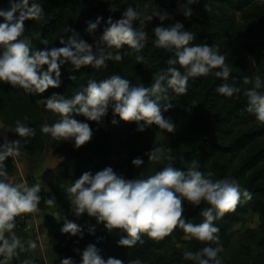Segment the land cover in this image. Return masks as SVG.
Segmentation results:
<instances>
[{
	"label": "clouds",
	"instance_id": "obj_1",
	"mask_svg": "<svg viewBox=\"0 0 264 264\" xmlns=\"http://www.w3.org/2000/svg\"><path fill=\"white\" fill-rule=\"evenodd\" d=\"M120 2L124 3V0ZM191 3L193 0H185L184 3L177 0L176 11L185 17L190 16L193 12L189 6ZM144 7L147 5L141 0H133L119 18L98 15L94 20L87 21L86 30L94 36L91 42L68 26L66 32L72 34L59 36L60 46L42 48L32 47L30 38L24 35L25 20H38L44 15V7L39 0H9V7H0V17L4 18L0 20V81L23 88L25 92L43 93L50 86L59 87L62 65L70 64L75 69L85 65L100 68L106 66L108 59L120 60L124 53L119 49L125 44L128 45L127 49L137 52L136 60L142 61L144 57L139 50L148 40L144 25L154 16L161 23L151 29L154 33L152 44L174 53L168 57L165 69L152 74L150 84L133 83L129 78L113 73L100 80L89 78L71 96L55 91L41 96L37 103L59 114V119L53 123L42 124L41 132L55 139H72L74 146L79 147L92 137L93 128L89 120L101 123L109 109L114 124L118 122V114L123 120L136 121L138 130L155 123L159 128L172 132L175 125L163 114L164 110L173 106L169 90L183 94L188 90L190 77L207 76L209 73L227 81L231 68L224 54L218 51V44L190 43L195 38L194 33L185 28L182 21L174 19L170 24L164 23L173 18L174 13L166 9H152L145 13L141 11ZM108 8L112 12L118 9L115 0H111ZM101 23L102 31L96 35ZM43 43L47 44V40H43ZM73 76L71 74L70 78ZM243 80L252 84L243 89L247 110L254 112L255 119L264 123V78L256 74L253 77L244 76ZM217 92L232 97L240 93L241 88L224 82L217 85ZM73 113L83 114L87 119L79 120ZM12 130L19 137L35 135V128L20 119L16 120ZM19 143V139H9L7 136L0 143V264L17 255V249L24 251L37 245L33 239H29L25 245L14 230L18 214L37 210L41 199L39 182H13L9 177L5 160L9 156L16 160L20 155ZM146 154L150 161L167 159L169 163L146 177H126L111 165L94 173L91 170L83 171L66 189L73 213L76 216L84 213L94 216L97 223L102 222L109 231L118 228L126 235H120L116 242L126 246L143 242L144 233L161 240L179 227L183 229L186 239L214 242L204 243L195 251L186 248L183 258L197 261L198 264H225L219 254L223 250L217 234L219 226L213 221L226 211L234 210L242 196L250 198L251 192L235 178L213 179L211 172H202L196 167H174L171 162L173 157L167 154L162 145H154ZM144 161L142 156L137 155L131 163L139 168ZM202 201L209 206L200 209L203 219L193 222L184 215L186 203L195 207ZM45 202L51 205L54 200L48 197ZM95 230L96 224L88 225V232L94 233ZM61 231L81 237L84 235L82 225L67 218ZM74 250L81 256L79 261L72 256H61L57 264H125L117 257L105 258L93 242L87 243L83 249L77 247ZM20 264H36V261L26 258ZM127 264H147V261L135 258L127 261Z\"/></svg>",
	"mask_w": 264,
	"mask_h": 264
},
{
	"label": "trees",
	"instance_id": "obj_2",
	"mask_svg": "<svg viewBox=\"0 0 264 264\" xmlns=\"http://www.w3.org/2000/svg\"><path fill=\"white\" fill-rule=\"evenodd\" d=\"M39 2L44 7V15L38 20L26 19L24 35L30 38L32 47L42 48L60 46L59 36L67 37L72 34L70 31L66 32L68 26L74 28L80 37L91 42L94 36L86 30L87 21L94 20L98 15L104 18L109 15L119 18L123 9L133 0H124V3L115 0L118 9L114 12L108 8L111 0H39ZM141 2L146 4L143 0ZM180 2L184 3L185 0H180ZM164 3L166 4V2ZM146 5L147 7L141 8L142 12L146 13L152 10L148 4ZM189 6L193 9L192 14L185 17L181 12H178V17L175 20L182 21L185 28L195 23L193 29H190L195 38L190 43H207L233 33L254 55L256 66L260 67L264 74V0H193ZM0 7H9V0H0ZM237 10L241 12L240 20L236 18ZM70 13L76 15L73 22H71ZM3 19L0 17V20ZM102 23L97 27L96 35L102 31ZM157 23H161V21L154 16L144 25L148 32V40L139 50V54L144 57L142 61H137V52L127 49L128 45L125 44L119 49L124 53L123 58L120 60L108 59L106 66L93 68L91 65H85L80 69H75L70 64L62 65L60 86H50L43 92L44 96L50 95L53 91L71 96L81 85L86 84L89 78L100 80L113 73H119L121 76L129 78L133 83L150 84L152 74L165 69L168 66V57L174 55V53L152 44L154 33L151 29ZM164 23L167 24V20ZM45 39L47 44L43 43ZM218 51L224 54L225 61L231 68L227 81L212 73L207 76L190 77L187 84L188 90L185 93L175 94L169 90L173 106L164 110L163 114L174 123V131H193L199 134L203 143L219 154H235L241 150L245 151L241 154L233 175L244 180V185L241 186L251 192V197L244 198L242 196L241 202L234 210L226 211L222 217L213 221L219 226L217 234L222 237L226 235L230 224L249 209H256L260 212L261 224L264 228V123L255 119L254 112L247 110V98L243 93L244 88L252 86L251 81L244 86L243 77L256 75V67H249L239 59L237 60L235 55L227 58L223 47H218ZM176 66L180 67L178 64ZM71 74H74L72 79L70 78ZM261 77L264 78V76ZM224 82L238 85L241 92L232 97L218 93L217 85ZM0 114L4 124L11 130L15 127L17 119L35 128V135L30 137H19V134L12 130V139H19L20 154L25 156L27 154L30 156L29 153L48 146L43 139L40 126L44 123L51 124L59 119V114L37 103L33 93L25 92L23 88H16L9 82L3 81H0ZM72 115H76L79 120L87 119L83 114L73 113ZM25 117H27L26 120ZM111 119L112 112L109 109L101 123L89 120V124L93 128L92 137L79 147L74 146L72 139L54 138L50 146L56 151H65L67 156L76 162V171L70 175L72 182L85 170H91L94 173L104 166L110 165L111 155L117 152L121 145H125L132 155H142L149 148L156 131L168 132L159 128L155 123L146 126L143 130H138L136 121L123 120L118 117V114L117 123H112ZM3 140L4 138L0 136V143ZM171 162L176 168L196 167L202 172H211L213 179L223 178L226 175V163L220 162L216 158L205 163L197 157L189 160L173 157ZM5 163L9 177L12 178L15 174L16 164L11 156L6 158ZM67 173V171L60 173L56 167H47L43 170L41 179L45 186L41 185V199L38 203V208L45 210L49 207V204L45 202L46 198L51 197L59 205L57 215L46 213L43 216L47 235L59 257L69 256L75 248H83L87 243L93 242L105 258L108 256L117 257L125 264L135 258L147 261V264H176L165 258L163 248L173 238H181L184 235L183 229L176 227L172 233L161 240H155L144 233L142 234L143 242L137 241L131 246L117 244V240L111 236L109 230L104 227L102 222L97 223L96 218L87 213L79 217L72 215L70 201L59 188ZM147 175L150 174L146 173L140 177ZM207 206L209 205L204 201L203 205H198L192 211L185 210L184 215L192 219L193 222H200L203 219L200 209ZM56 216L61 218L58 219ZM65 218L82 225L84 235L81 237L78 234L62 232L61 227ZM89 224H96L94 233L87 231ZM116 230L119 238L120 235H126L118 228ZM18 235L27 245L30 235L26 232ZM262 247L261 254L264 259V238H262ZM17 253L10 258L13 264H20L26 258L34 259L36 264H43L41 259L34 254L33 249L26 248L24 251L17 249ZM182 254L180 255L183 258ZM183 259L185 264H193V260Z\"/></svg>",
	"mask_w": 264,
	"mask_h": 264
},
{
	"label": "rangeland",
	"instance_id": "obj_3",
	"mask_svg": "<svg viewBox=\"0 0 264 264\" xmlns=\"http://www.w3.org/2000/svg\"><path fill=\"white\" fill-rule=\"evenodd\" d=\"M143 1L148 4L151 9H166L169 12L174 13V17L169 18L167 20V24L172 23L173 20L178 17V12L176 11L177 0ZM164 2H166V4ZM240 13L241 12L239 10L236 11V18L238 20H240ZM70 19L71 22H73L76 19V15L70 13ZM194 24L195 23L191 24L188 28L193 29ZM207 43L218 44L219 47L224 48L227 58H231L233 55H235L237 56V60L239 59L249 67H256V74L264 76L260 67L256 66L254 55L250 52V50L245 48V46L233 33L227 34ZM248 83H244V86L248 85ZM33 95L36 99H38L41 96H44V93H33ZM39 104L43 105L42 103ZM0 135L3 138L7 136L9 139H12V130L9 126L4 124L1 114ZM43 139L48 144L47 147L41 150L37 149L36 152L29 153L30 156H28V154L27 156L20 154L16 158L14 161L16 164L15 174L12 178H10L12 180L17 178L18 181H26L28 184H33L36 182L40 183L42 170L47 167H56L60 173H63V171L68 172L59 186V188L65 193L66 197H68L66 189L68 185L72 183L70 175L74 174L76 171V162L74 159L69 158L65 151H56L50 146L54 140L50 134L43 133ZM156 144L162 145L165 148L167 154L174 158L177 157L180 159L183 158L189 160L197 157L202 159L205 163L212 158H216L220 162L226 163L227 169L225 177L235 178L240 183V185H244V180L242 178H236L233 175L234 168L238 163L241 154L245 152L244 150H241L235 154H219L215 150L207 147V145L203 143L200 135L193 131H174L171 133L158 130L156 131L154 139L152 140L148 149L152 148ZM146 153L147 151L140 155L145 161L138 168L131 163L132 158L135 157V155H132L125 145H121L118 148V151L111 155L110 165L114 168V170H118L126 177L133 178L136 175L142 176L146 173L152 174L165 164L169 163L167 159L155 162L150 161L147 159ZM24 160L29 162V166L24 162ZM25 166H28V168H25ZM42 184L45 183L42 182ZM203 202L204 201H202L200 205H203ZM195 207L186 203L185 210L192 211ZM58 209L59 205L54 200V203L49 205V207L45 210L38 208L37 210L30 212L33 229L26 233L30 235V239H33L37 242V245L33 251L34 254L41 259L43 264H57V261L60 259L53 247V244L49 240L43 222L44 214L49 213L57 215L59 212ZM72 215L79 217L76 216L73 211ZM92 217L95 218L94 216ZM14 230L17 234L24 233L17 228ZM109 233L115 240L119 239V234L116 229L109 231ZM219 237V243L223 245V250L219 254L223 257L225 264H264V259L261 254L263 249L262 238H264V228L262 227L260 212L258 210L249 209L247 212L242 213L239 219L233 221L230 224L226 235L222 237L219 235ZM204 243L214 242L199 241L195 238L186 239L185 235H183L181 238H173L169 243H167L163 248V254L165 258H167V260H169L171 263L175 262L176 264H185V260L180 254L183 253L186 248L195 251L201 248ZM69 256H72L77 261L81 259L80 254L75 250H73ZM5 264H13V261L9 258L5 260ZM193 264H198V262L193 260Z\"/></svg>",
	"mask_w": 264,
	"mask_h": 264
},
{
	"label": "built area",
	"instance_id": "obj_4",
	"mask_svg": "<svg viewBox=\"0 0 264 264\" xmlns=\"http://www.w3.org/2000/svg\"><path fill=\"white\" fill-rule=\"evenodd\" d=\"M30 212H24L21 214H18L16 218V225L14 229H19L20 231L23 232H28L32 230L33 224H32V219H31Z\"/></svg>",
	"mask_w": 264,
	"mask_h": 264
},
{
	"label": "crops",
	"instance_id": "obj_5",
	"mask_svg": "<svg viewBox=\"0 0 264 264\" xmlns=\"http://www.w3.org/2000/svg\"><path fill=\"white\" fill-rule=\"evenodd\" d=\"M0 136H1V135H0ZM44 141H45V140H44ZM24 162L27 163V165L29 166V162H28V161L24 160ZM28 166H25V168H28ZM42 172H43V170H42ZM42 172H41V173H42ZM40 181H41L40 184L43 185V186H45V184H42L43 180L41 179V177H40ZM13 182H19V181H18V179L16 178V179H13Z\"/></svg>",
	"mask_w": 264,
	"mask_h": 264
}]
</instances>
